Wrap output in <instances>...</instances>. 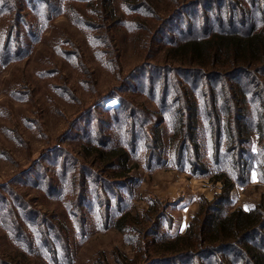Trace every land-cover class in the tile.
Segmentation results:
<instances>
[{
	"label": "rangeland",
	"instance_id": "1",
	"mask_svg": "<svg viewBox=\"0 0 264 264\" xmlns=\"http://www.w3.org/2000/svg\"><path fill=\"white\" fill-rule=\"evenodd\" d=\"M242 1L0 0V264H163L157 241L170 234V218L185 227L199 195L212 199L221 189L206 144L203 162L190 150L183 167L164 164V154L149 165L173 132L160 124L171 121V106L160 108L164 92L170 103L196 77L223 98L237 84L214 73L193 76L187 56L171 47L230 27V17L239 32L262 27L264 0ZM250 76L239 74L263 96L264 85ZM152 122L163 145L130 147L125 166L106 163L100 150L127 147L133 131L156 141ZM124 167L131 176L114 177ZM249 177L232 189L226 212L261 204L264 181L253 166ZM123 212L130 217L120 230Z\"/></svg>",
	"mask_w": 264,
	"mask_h": 264
},
{
	"label": "trees",
	"instance_id": "2",
	"mask_svg": "<svg viewBox=\"0 0 264 264\" xmlns=\"http://www.w3.org/2000/svg\"><path fill=\"white\" fill-rule=\"evenodd\" d=\"M232 3L242 13L244 5L240 4L239 7L237 1ZM222 23L225 24L226 21ZM228 23L231 25L228 28L223 26L210 35L203 31L201 35L186 36L188 38L171 47L175 54L187 56L189 63L195 68L190 70L193 76L197 74L206 79L214 73L218 74L214 76L231 77L237 84H229L230 89L228 92L224 91L223 98L217 95L212 83L208 82L203 87L202 84H197L196 77L192 80L193 89L189 91L181 87L182 90L175 92L176 97L170 103H166L169 92H164V102L160 108L164 110L168 105L171 106L168 109L171 121L169 123L163 117L160 124L166 121L173 132L168 138L170 145L165 147L167 151L159 149L157 152L155 149L156 153L148 157L149 165L159 164L155 160L156 154H164V164L169 161L183 167L189 161L185 160V155L190 150L196 162H203L201 146L206 144L210 151L208 158L220 168L219 173H213V178L221 183V189L212 199L200 197L199 209L185 232L174 236L168 233L158 239L157 248L160 250L159 257L161 256L158 261L163 264H264V197L261 204L253 208L232 207L226 212L232 189L236 184L249 183L252 166L257 169L258 178L264 181V94L261 95L258 86L255 89L247 86L246 81L239 77L240 73L248 72L251 75L248 80L256 79L257 83L264 85V25L239 32L231 17ZM207 28L209 27L206 26L205 30ZM179 61L184 60L181 58ZM257 73L260 75H256ZM195 85L199 89L197 93ZM225 98L228 100L225 101ZM176 101L181 104L176 106ZM248 114L250 123L246 125L244 120H247ZM155 122L151 125L152 130L157 132L156 141L137 132L134 134L133 131L125 141L127 147L125 144H118L110 147L106 153L100 150L101 155L106 156V163L113 165L114 162H121L125 166L130 159V147L136 151L141 143L147 148L153 142H159L156 145L158 147L163 145L165 140L158 128L160 124ZM253 134L258 137L255 151L252 148ZM199 135L201 140L198 139ZM166 153L171 154V157H166ZM129 174L130 169L124 167L114 177L129 178ZM118 211H121L120 207ZM128 217L129 213L123 212L116 219V226L120 230L127 227ZM161 219L162 217L158 221V227ZM171 220L172 218L169 221L170 228ZM195 222L199 224L196 225Z\"/></svg>",
	"mask_w": 264,
	"mask_h": 264
},
{
	"label": "crops",
	"instance_id": "3",
	"mask_svg": "<svg viewBox=\"0 0 264 264\" xmlns=\"http://www.w3.org/2000/svg\"><path fill=\"white\" fill-rule=\"evenodd\" d=\"M220 184V186H221V183H219ZM219 190H220V188H219ZM218 190V191H219ZM199 200H200V195H199ZM187 203V202H186ZM186 203L184 202L183 203V200L178 204L179 206H180V210H182V211H184V209H188L187 208V206H186ZM178 222V219L177 218H175V217H173L172 216V226H171V228H170V234L171 235H176V234H179V233H183V232H185V230H186V228H187V224H186V226L185 227H180L179 226V224L177 223ZM172 228L174 229V232H173V230H172Z\"/></svg>",
	"mask_w": 264,
	"mask_h": 264
}]
</instances>
